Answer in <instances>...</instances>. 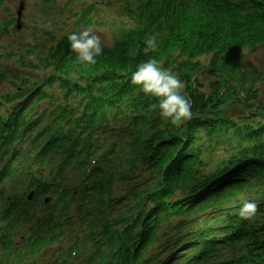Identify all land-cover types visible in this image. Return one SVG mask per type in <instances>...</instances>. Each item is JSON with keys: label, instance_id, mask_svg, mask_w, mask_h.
Listing matches in <instances>:
<instances>
[{"label": "trees", "instance_id": "trees-1", "mask_svg": "<svg viewBox=\"0 0 264 264\" xmlns=\"http://www.w3.org/2000/svg\"><path fill=\"white\" fill-rule=\"evenodd\" d=\"M73 1L88 5L40 62L53 76L33 87L18 70L10 71L18 82L0 75V204L18 203L16 189L22 196L33 190L32 203L43 195L98 204L102 212L96 208L93 221L100 238L107 218L109 231L134 219L139 238L126 230L110 264H155L175 246L180 263L193 248L196 256L186 264H264V105L253 87L242 86L245 69L231 60L264 47V0H118L131 26L88 67L74 63L67 37L92 27L96 3L114 1ZM152 36L156 48L145 53ZM202 57H210L207 66ZM148 59L184 82L190 119L161 120L151 107L156 99L131 83ZM257 80L264 77L256 74L251 83ZM229 106L243 109L238 122ZM99 128L123 150L103 151L94 138ZM220 146L230 155L211 169ZM245 202L258 205L251 220L239 218ZM27 204L2 212V224Z\"/></svg>", "mask_w": 264, "mask_h": 264}, {"label": "rangeland", "instance_id": "rangeland-1", "mask_svg": "<svg viewBox=\"0 0 264 264\" xmlns=\"http://www.w3.org/2000/svg\"><path fill=\"white\" fill-rule=\"evenodd\" d=\"M114 2L110 5L105 4L100 6L97 14L91 13L90 16L92 20L96 19L91 25L96 34L101 37L102 46L103 47H111L114 42V37L112 36V30L116 27H120L122 24L126 23V21L119 15L117 3L118 0H113ZM13 7L16 5V0H8ZM117 2V3H116ZM60 4L63 7V10L56 8L55 12L44 11V9L38 6L37 1H31L27 3L26 13L22 16L21 24L22 28L20 31H11L9 35H5L2 31L5 28V19L3 18V14L0 15V47H5L7 52L11 54L25 55L28 50H32L34 53L38 52L37 47L42 43V40L47 38L41 32L32 31L29 28L30 26H35L37 28H41L42 30L49 31L51 29L52 36H60L64 32L74 30L76 28V23L80 19L79 17L74 18V15H78L87 7V4L79 3L72 0H60ZM13 10V9H9ZM47 10V9H46ZM37 11V12H36ZM36 12V13H33ZM26 16V18H25ZM29 45L30 47H27ZM1 51V49H0ZM1 56V54H0ZM32 58L29 56V60ZM231 60H239V63L245 69V74L242 78H240V83L244 88L253 87L256 90L257 96H259V102L264 105V82L261 80L251 81L255 77L256 74L259 77H264V47H260L254 51L243 50L241 52V58L237 56L236 58H232ZM199 62L203 66H207L210 62V57H202L199 59ZM9 61H6V53L2 52V56L0 57V64L5 65L8 64ZM15 68L13 65L9 66V71H5L7 74V83L12 81H17L14 78H10L8 74L11 69ZM20 76H25L23 72L19 74ZM40 77L39 74H35L33 76V80ZM209 79L202 78L201 83L206 85ZM6 83V84H7ZM11 88V87H10ZM229 105V103H228ZM228 105H225L227 107ZM48 103L40 104V109L47 110ZM228 115H231L233 120H237L239 116L244 115V111L241 107L229 106ZM235 107V108H234ZM232 110V111H231ZM223 150V152H222ZM230 152H225V149H219V147L215 148L213 156H212V166L211 169H214L219 165L220 161L225 158V156H229ZM210 167V164L206 165V169ZM163 227V226H162ZM164 228V227H163ZM70 229V227H69ZM41 233V232H40ZM29 234L23 235V240H28ZM63 243H65L63 241ZM53 247H47L44 252H57L58 243L52 244ZM65 245H67L65 243ZM25 251L24 248L20 249V253ZM19 252V251H18ZM18 253H13L12 257L14 258Z\"/></svg>", "mask_w": 264, "mask_h": 264}, {"label": "clouds", "instance_id": "clouds-1", "mask_svg": "<svg viewBox=\"0 0 264 264\" xmlns=\"http://www.w3.org/2000/svg\"><path fill=\"white\" fill-rule=\"evenodd\" d=\"M69 48L75 54L74 63L88 67L97 64L104 53L101 37L92 27L73 32L67 37ZM156 48V37L145 41L143 51L148 53ZM131 83L146 96L154 97L156 103L151 105L161 120L179 125L191 118V103L184 92V82L175 74L164 70L156 59H148L139 64L131 75ZM258 211L254 202H245L239 209V218L253 219Z\"/></svg>", "mask_w": 264, "mask_h": 264}]
</instances>
